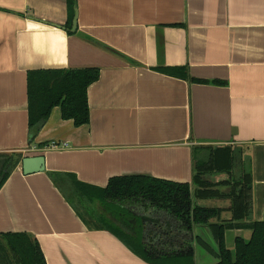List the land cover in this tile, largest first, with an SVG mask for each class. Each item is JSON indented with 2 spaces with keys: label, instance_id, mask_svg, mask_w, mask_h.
Instances as JSON below:
<instances>
[{
  "label": "crops",
  "instance_id": "crops-1",
  "mask_svg": "<svg viewBox=\"0 0 264 264\" xmlns=\"http://www.w3.org/2000/svg\"><path fill=\"white\" fill-rule=\"evenodd\" d=\"M75 9L71 31L67 0H0V153L45 161L28 175L19 163L0 187V234L32 235L46 264H151L111 232L89 229L50 174L101 188L132 175L191 184L196 148L223 146L249 165L251 220L264 221V0H76ZM162 66L223 83H194ZM84 67L99 69L87 89L88 123L75 126L54 107L30 142L27 72ZM196 203L231 218L228 197ZM142 215L162 244H192L196 264L217 261L207 225L188 232L165 211ZM250 234L227 229L225 245L234 253L235 237ZM197 236L211 251L197 248Z\"/></svg>",
  "mask_w": 264,
  "mask_h": 264
},
{
  "label": "trees",
  "instance_id": "trees-1",
  "mask_svg": "<svg viewBox=\"0 0 264 264\" xmlns=\"http://www.w3.org/2000/svg\"><path fill=\"white\" fill-rule=\"evenodd\" d=\"M76 0H67L71 23ZM94 43L102 46L98 42ZM104 48V46H103ZM157 71L194 83L222 84L189 77L185 67H157ZM99 77L97 67L40 69L27 72L28 127L30 142L51 110L59 107L61 118L75 126L89 121L87 89ZM207 150L202 158L201 153ZM20 153H0V187L20 163ZM240 155L230 146L196 148L192 183H176L144 175L110 178L101 188L82 183L69 173H52L50 178L89 229L107 230L119 238L136 256L151 264H196L192 244L174 246L163 242L152 229H143L132 210L157 209L169 213L181 229L191 232L194 225H207L216 244L217 261L208 264H264V221L251 220V172L239 164ZM238 164V165H237ZM238 173L235 179L234 174ZM226 173L218 183L207 175ZM228 197L231 218L221 219L222 209L204 207L197 200ZM97 202V204H96ZM101 207L102 210L98 208ZM87 213H86V212ZM215 219V222H210ZM131 220H134L133 222ZM130 229L126 232L118 223ZM251 231L248 240L235 237L234 253L225 245L227 229ZM197 244L211 251L197 236ZM170 244L172 248H170ZM0 264H46L36 239L28 233L0 234Z\"/></svg>",
  "mask_w": 264,
  "mask_h": 264
},
{
  "label": "water",
  "instance_id": "water-1",
  "mask_svg": "<svg viewBox=\"0 0 264 264\" xmlns=\"http://www.w3.org/2000/svg\"><path fill=\"white\" fill-rule=\"evenodd\" d=\"M77 27V13L74 9V16L72 19L71 31H75ZM21 170L24 175L42 172L45 170V161L42 155L24 156L21 158ZM134 215V213H132ZM141 223L144 224V220L148 218V215H140ZM118 225L126 232H130V229L123 224L117 222ZM171 234H173L171 232Z\"/></svg>",
  "mask_w": 264,
  "mask_h": 264
},
{
  "label": "flooded vegetation",
  "instance_id": "flooded-vegetation-1",
  "mask_svg": "<svg viewBox=\"0 0 264 264\" xmlns=\"http://www.w3.org/2000/svg\"><path fill=\"white\" fill-rule=\"evenodd\" d=\"M154 210L156 209H148L147 211L143 210L142 208H139V209H134L132 210V212L134 213V216H139V215H142L144 213L146 214H153ZM133 222V220H131ZM143 225V224H142ZM145 228L147 229H153L157 234L161 235L160 233V230L157 229L155 226H154V221L151 219V218H147L144 220V225H143Z\"/></svg>",
  "mask_w": 264,
  "mask_h": 264
},
{
  "label": "built area",
  "instance_id": "built-area-1",
  "mask_svg": "<svg viewBox=\"0 0 264 264\" xmlns=\"http://www.w3.org/2000/svg\"><path fill=\"white\" fill-rule=\"evenodd\" d=\"M50 146L54 147V148H60V147L66 146V144L65 143H58V142H51Z\"/></svg>",
  "mask_w": 264,
  "mask_h": 264
},
{
  "label": "rangeland",
  "instance_id": "rangeland-1",
  "mask_svg": "<svg viewBox=\"0 0 264 264\" xmlns=\"http://www.w3.org/2000/svg\"><path fill=\"white\" fill-rule=\"evenodd\" d=\"M238 165V164H237ZM238 173L236 172L233 176H234V178L236 179L238 176ZM100 205H98V207H99ZM99 208H101V207H99ZM86 212V211H85ZM87 213V212H86ZM228 237H230V236H228ZM197 245V248L198 249H204L202 246H200L199 244H196ZM212 257V256H211ZM209 262H212V258L210 259V261Z\"/></svg>",
  "mask_w": 264,
  "mask_h": 264
}]
</instances>
